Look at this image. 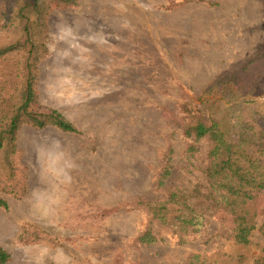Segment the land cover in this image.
<instances>
[{"label":"rangeland","instance_id":"374dc122","mask_svg":"<svg viewBox=\"0 0 264 264\" xmlns=\"http://www.w3.org/2000/svg\"><path fill=\"white\" fill-rule=\"evenodd\" d=\"M207 1L217 6L82 0L51 14L40 98L79 133L22 129L29 192L0 209V247L12 256L7 264H186L193 254L215 252L235 226L261 239L264 219L222 213L184 245L157 223L158 242L135 245L150 215L123 205L161 200L169 188L186 185L199 159L178 126L182 104L264 52V0ZM168 151L173 167L160 187ZM110 208L117 211L99 220L97 213ZM26 225L54 243L21 244Z\"/></svg>","mask_w":264,"mask_h":264},{"label":"trees","instance_id":"16d2710c","mask_svg":"<svg viewBox=\"0 0 264 264\" xmlns=\"http://www.w3.org/2000/svg\"><path fill=\"white\" fill-rule=\"evenodd\" d=\"M82 0H0V209L9 199L21 200L29 192L27 171L18 146L23 128H55L65 134L79 130L59 110L45 106L40 98V66L50 56V17L56 11L75 9ZM215 7L216 3L197 0ZM212 3V4H211ZM264 52L239 69L215 79L200 95L188 96L181 106L179 129L193 140L189 152L193 174L186 185L166 190L164 199H139L123 204L145 210L150 225L132 241L135 245L158 242L154 223L178 236L204 230L210 217L233 213L239 219H264ZM200 142L206 145L198 147ZM202 148L205 152L201 155ZM172 151L164 157L159 186L171 173ZM195 158V157H194ZM117 208L97 213L99 220ZM259 241L238 226L224 236L211 254H193L186 264H264V224ZM24 245L54 243L42 230L24 226ZM0 247V264L11 261Z\"/></svg>","mask_w":264,"mask_h":264}]
</instances>
